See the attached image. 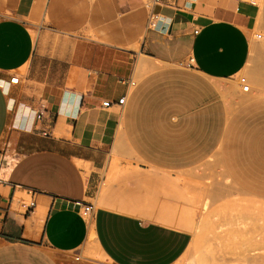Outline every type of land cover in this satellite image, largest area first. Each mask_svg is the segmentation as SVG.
Segmentation results:
<instances>
[{
	"label": "crops",
	"instance_id": "crops-1",
	"mask_svg": "<svg viewBox=\"0 0 264 264\" xmlns=\"http://www.w3.org/2000/svg\"><path fill=\"white\" fill-rule=\"evenodd\" d=\"M147 1L0 0V264H176L193 242L183 180L216 148L225 181L264 196V94L235 103L226 83L259 6ZM191 72L223 81L236 112L194 153L193 123L148 91L154 75ZM135 119L151 123L136 148Z\"/></svg>",
	"mask_w": 264,
	"mask_h": 264
},
{
	"label": "rangeland",
	"instance_id": "rangeland-1",
	"mask_svg": "<svg viewBox=\"0 0 264 264\" xmlns=\"http://www.w3.org/2000/svg\"><path fill=\"white\" fill-rule=\"evenodd\" d=\"M257 5L260 6L261 22L251 32L253 44L247 63L236 76L226 81L227 84L234 81L229 92L235 103L243 94L239 81L241 76L246 78L250 88L246 99L264 94V0H259ZM258 33L261 37H254ZM172 74L154 75L148 91L158 92L163 103L167 101L164 104L166 111L187 115L193 123L194 150L191 152H195L196 144L205 150L224 117L225 127L228 128L236 113L234 106L228 107L227 102L220 97L218 85L224 82L209 81L194 72L187 75ZM133 80L137 81L135 78ZM207 86L212 91L206 89ZM132 88L130 85L129 91ZM171 96L173 99H170ZM132 122L136 148L141 145V140L144 142L141 134L149 131L151 123L138 119ZM133 153L134 157L136 153L141 155V150H134ZM210 154V159L183 180V188L192 197L189 201V207L193 209L192 224L187 228L193 234V242L188 253L176 264H264V209L245 208L244 204L250 201L232 182L225 181L218 148ZM262 181L264 183V178ZM253 195L250 196L264 201V196Z\"/></svg>",
	"mask_w": 264,
	"mask_h": 264
},
{
	"label": "built area",
	"instance_id": "built-area-1",
	"mask_svg": "<svg viewBox=\"0 0 264 264\" xmlns=\"http://www.w3.org/2000/svg\"><path fill=\"white\" fill-rule=\"evenodd\" d=\"M234 1H238V2L239 1H245V2L252 3V4H257V0H234ZM158 2H160V0H148L147 5L151 6L152 4L158 3ZM256 36H257V38H260L261 34L258 33ZM18 79H19V77L16 74H13L9 78V83L16 84L18 82ZM122 81L126 82V84H128L129 86L134 84V82L131 79H129L127 81H125V80H122ZM239 81H240L241 85L243 84L241 91L242 92H249V85L247 84L246 78L244 76H241L239 78ZM125 101H126V97H125V95H122L117 99L116 103L119 105H123L125 103ZM111 103L112 102L110 100H104L102 102V105L103 106H109ZM22 204L25 206V210L27 211L33 206L34 203L30 199L27 202H23ZM75 205L77 206V208L81 211V213L83 215H88L92 211V206L89 204H82L80 201H77V202H75ZM72 260L76 263H79V264H106L104 261H100L96 258H91V257L85 256V255H82L80 253H74L72 255Z\"/></svg>",
	"mask_w": 264,
	"mask_h": 264
},
{
	"label": "bare ground",
	"instance_id": "bare-ground-1",
	"mask_svg": "<svg viewBox=\"0 0 264 264\" xmlns=\"http://www.w3.org/2000/svg\"><path fill=\"white\" fill-rule=\"evenodd\" d=\"M257 2H259V0H257ZM260 7V6H259ZM260 9V8H259ZM257 20L255 21V22H257V25L261 22V20H259L260 19V15L258 16V14H257ZM256 25V24H255ZM256 27V26H255ZM254 28V27H253ZM255 33V32H254ZM254 35V34H253ZM257 35V34H256ZM256 35H254V37H256L257 38V36ZM252 38V37H251ZM251 49H252V46H251V48H250V51H251ZM249 55H250V53H249ZM252 55V54H251ZM264 81V80H263ZM230 82H232V83H230V84H227L229 87L231 86V85H233V83H234V81H230ZM251 83V82H250ZM248 84V83H247ZM243 85V84H242ZM242 85H240V88L242 89ZM220 87V86H219ZM231 88V87H230ZM249 90H250V88H249ZM224 93V92H223ZM243 94L242 95H244V96H249V94H250V92H242ZM255 95V94H254ZM250 201V203H246V204H244L245 205V208H249V209H251V208H254V209H260V208H263L264 209V206H261L262 204H264V201H262V200H257V201H252V200H249ZM258 203V204H257ZM259 203H260V205H259ZM243 206V205H242ZM243 208H244V206H243ZM250 211V210H249Z\"/></svg>",
	"mask_w": 264,
	"mask_h": 264
}]
</instances>
